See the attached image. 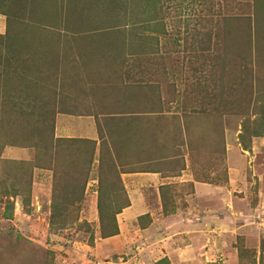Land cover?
<instances>
[{"label":"rangeland","instance_id":"1","mask_svg":"<svg viewBox=\"0 0 264 264\" xmlns=\"http://www.w3.org/2000/svg\"><path fill=\"white\" fill-rule=\"evenodd\" d=\"M6 32L0 150L28 149L14 163L0 158V264H97L125 203L101 196L111 177L121 190L110 144L124 165L161 160L176 174L189 162L198 183L237 172L242 190L229 186L243 197L230 195L229 211L240 218L207 233V257L264 264V0H0ZM86 84L105 136L89 171V153L79 151L92 144L54 131L56 112ZM116 142L129 153H116ZM161 202L159 213L176 210Z\"/></svg>","mask_w":264,"mask_h":264},{"label":"crops","instance_id":"2","mask_svg":"<svg viewBox=\"0 0 264 264\" xmlns=\"http://www.w3.org/2000/svg\"><path fill=\"white\" fill-rule=\"evenodd\" d=\"M127 78L130 77L127 76ZM73 86L74 82L71 80L70 87ZM81 92L82 94L78 96L70 94L71 98L68 99V103L72 105L69 110L67 107L56 112L55 118L58 125L54 131L61 138L79 137L81 143L92 144V146L89 145V148H82V154L79 151L80 155L88 151L90 158L87 168L89 171L91 165L95 164L94 162L91 164L90 160L93 155H96V146L99 144L103 146L105 136L102 135V129L98 126L96 92L89 90L88 84ZM112 116L116 115L110 111L108 117ZM76 124L79 125V128L77 131H73ZM68 140L62 139L65 142ZM115 145L117 147L116 153H119V150L124 152L125 149V152L129 153L130 151L129 146L127 148L122 147L119 142H116ZM132 145L134 144L132 143L130 146ZM108 148H111L110 151L114 157L112 163L121 169L119 171L121 190L114 189L115 183L112 182L114 178L111 177L105 183V198L110 200L117 198L125 203L116 212L119 232L105 238L101 237L103 243L99 254H97L99 260L96 259L97 255H94L93 260L96 259L97 264H157L158 260L167 257L171 264H211L213 259L207 257V254L212 253L214 243L209 240L207 233L217 228L223 232L229 218L230 221L240 218L237 212L233 211V214L232 211H229L230 195L238 192L243 197L241 191H234L231 188L240 187L242 190L243 183L241 178L237 176V172L231 171L230 174L232 173L236 177L231 176L226 182L198 183L195 179L193 181V174L189 176L190 169L187 170L190 167L189 162H184V165L182 164L183 166L180 167L181 172L175 174L172 172L173 169H168V166H162V163L159 165L161 160L155 164H151L150 160H146L147 162H139L138 160L133 163L129 162L128 157L127 164L124 165V160H121L123 154L118 160L111 144ZM25 149L28 148L7 145L2 151L0 150V158L4 156L6 159L3 160L14 163ZM143 150L141 147L140 151ZM128 164L130 165L129 168L127 167ZM109 177L107 176V178ZM184 183L188 186V193L182 191ZM88 190L89 188H87V192ZM153 198L156 200V206L152 203ZM166 198L174 201L176 210L167 211L169 213L164 210L165 215H163L159 212L162 206L161 201L166 200ZM213 198H217L216 205L212 204ZM195 203H198L200 207L196 208ZM182 210H186L185 214ZM235 214H238L239 217H236ZM243 225L240 224V227ZM176 231L179 233L178 236L175 235ZM185 232L188 233L185 234ZM168 233H173L174 236H170V234L167 236ZM168 238H172L173 241L168 240ZM216 246L223 251L227 247L225 241L222 242L221 240H216ZM227 260L224 259V262ZM65 262L72 264L70 260L59 264Z\"/></svg>","mask_w":264,"mask_h":264},{"label":"trees","instance_id":"3","mask_svg":"<svg viewBox=\"0 0 264 264\" xmlns=\"http://www.w3.org/2000/svg\"><path fill=\"white\" fill-rule=\"evenodd\" d=\"M0 34L1 35H5V34H7V32L6 33H0ZM67 178L68 177L64 178V180H67ZM13 191L15 192L16 190H13ZM13 191H10V192L12 193ZM104 193H105V190L104 191L101 190V196H102L103 199L105 198V196H104L105 194ZM107 200H109V199H106L105 201H107ZM107 203H109V202H107ZM100 207L103 208V204H101ZM110 207H107V205H106V207H105V210H106L105 212L106 213L102 211V214L104 215V213H105V215H109V208ZM120 208H121V206H119L116 209H114L113 219L112 220L114 221V224L116 225V227H115V229L113 231H110L108 233V235H106V236L113 235V234H117L119 232L116 212H118L117 210H119ZM100 213H101V209H100ZM10 216H12V214H8L7 217H10ZM157 264H171V263H170V260L167 257H165V258H162V259L158 260Z\"/></svg>","mask_w":264,"mask_h":264}]
</instances>
